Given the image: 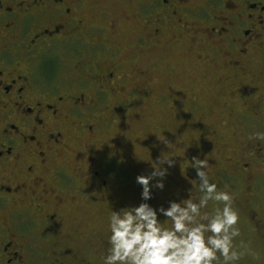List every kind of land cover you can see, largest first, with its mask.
Instances as JSON below:
<instances>
[{
    "label": "flooded vegetation",
    "instance_id": "flooded-vegetation-1",
    "mask_svg": "<svg viewBox=\"0 0 264 264\" xmlns=\"http://www.w3.org/2000/svg\"><path fill=\"white\" fill-rule=\"evenodd\" d=\"M121 1L127 11L118 17L87 0H0V264H96L87 248L69 250L56 237L73 210L128 177L121 159L94 143L105 114L125 115L126 94L140 101L129 62L149 50L181 46L203 73L230 70L223 119L264 120V0ZM132 27L142 30L130 42L139 53L127 55L122 34ZM189 95L175 100L188 110L178 118L199 125V99ZM253 138L234 175L219 170L231 185L243 174L254 180L255 163L264 167Z\"/></svg>",
    "mask_w": 264,
    "mask_h": 264
},
{
    "label": "rangeland",
    "instance_id": "rangeland-1",
    "mask_svg": "<svg viewBox=\"0 0 264 264\" xmlns=\"http://www.w3.org/2000/svg\"><path fill=\"white\" fill-rule=\"evenodd\" d=\"M87 1L90 6L99 3L110 8L111 14L118 17L127 11L121 0ZM132 29L122 34L127 55L139 53L130 42L142 34V30ZM55 57L57 64L64 62L62 58ZM140 59L129 62L131 70L135 69V81L129 82V85L132 84L129 89L136 88V92L139 90L141 93L142 87L140 101H135L136 94L127 92L123 97L126 103L129 102L128 109L124 110L125 115L105 114L102 120L109 125L94 143L99 152L107 156L117 155L128 177L117 183L114 191L89 198L80 210H73L67 229L56 239L64 240V246L69 250L79 249L86 253L87 248L92 261L103 264L109 235L107 223L111 212H119L141 202V186L136 183V176L150 174L153 167L158 166L156 162L162 158L171 159V166L167 163L163 165L167 168L165 188L154 189L149 203L156 207H167L170 200H195L200 195L197 173L192 168L193 157H196L207 161L209 181L215 183L218 190L228 191L234 197L233 206L240 217L237 225L240 235L233 241L241 254L236 264H264V167L255 163L252 167L256 174L254 180H246L243 174L239 182L233 180L234 185L225 180L227 175L219 173L223 168L229 175L235 174V164L244 157L242 148L248 145L249 140L255 142V134H264V120L249 121L247 127L232 120H224L221 112L225 103L224 96L233 82L231 71L215 68L203 73L204 68L197 65L195 57L188 54L185 47H155L149 50L145 58ZM61 70L63 72V67L58 71ZM66 70L70 72V69ZM63 75L66 74L63 72ZM191 93L199 99L195 111V118L202 119L199 125H189L178 118L183 111L188 110L183 108V111H178L175 100ZM160 95L168 98V102L160 101ZM250 106L249 102L243 105L245 109ZM121 123L125 126H121ZM214 132L217 133L214 135ZM258 141L264 147V139ZM217 143H220L218 147ZM219 206V202L209 201L205 211L213 215ZM159 219L164 220L165 227H170L171 222L166 217L159 216ZM64 262L73 264L70 257H65Z\"/></svg>",
    "mask_w": 264,
    "mask_h": 264
},
{
    "label": "clouds",
    "instance_id": "clouds-1",
    "mask_svg": "<svg viewBox=\"0 0 264 264\" xmlns=\"http://www.w3.org/2000/svg\"><path fill=\"white\" fill-rule=\"evenodd\" d=\"M258 139L264 134L257 133ZM171 159H161L148 175H137L141 186L138 205L112 211L107 223V252L103 264H236L241 254L234 239L240 235V219L233 195L218 190L208 179L207 161L193 157L192 168L199 180L197 199L170 200L167 207L153 206V190L165 188ZM209 201L219 202L213 215L205 209ZM159 216L169 220L165 227Z\"/></svg>",
    "mask_w": 264,
    "mask_h": 264
}]
</instances>
